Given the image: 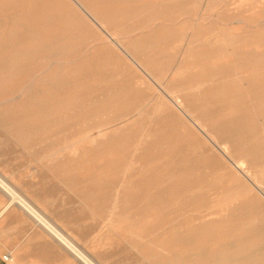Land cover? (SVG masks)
Wrapping results in <instances>:
<instances>
[{
	"label": "rangeland",
	"instance_id": "obj_1",
	"mask_svg": "<svg viewBox=\"0 0 264 264\" xmlns=\"http://www.w3.org/2000/svg\"><path fill=\"white\" fill-rule=\"evenodd\" d=\"M113 1H114L113 3L112 2L110 3L114 4L115 9L113 10V12H115L117 16L122 17L121 19H123L126 17L124 15H128V19H129L128 22H126L124 26L119 27L122 35H124L125 38L133 37V39L137 38L136 35H139V33L140 35L138 37H140L141 35L146 36L149 32L148 28L142 31L137 29H140V27L145 25L146 22H144V18H147L153 14L154 10L151 4L152 0L149 1L148 0H130V1L113 0ZM238 1L241 2L240 3L241 5L239 4ZM235 2L237 3L234 4ZM255 7H257L258 9ZM211 8H213V10H211ZM178 9L181 11V17L178 19V21L175 22L169 21L168 23L169 26L165 28V31H162V33L160 32L158 36V38L160 37L163 38L164 36L165 38L164 41L162 42L166 43L167 45L168 44L170 45L167 46L164 45L163 43H158L160 45L159 46L156 45L154 46V48H151V52H149L150 54L148 53V57H147L150 58L153 57V55L158 57V59L164 64V69H165L164 75L166 74V70L168 67L169 69L172 67L174 69V67L180 61V58H182L183 53L188 48V45L186 44L187 43L186 39L188 35H190V33L192 32L204 34L209 30H211L212 32L218 31L220 28L226 30L228 33L229 32L232 33L233 31V33L241 34L242 35L241 38L244 40L246 39L248 43H252V41L254 42L257 41L258 39L260 40L262 39L261 41H263L264 39V19H262L264 17L263 0H244V2H242V0L241 1L240 0H179L178 2H173V1L169 2L166 5V7L163 9V11H161V9L159 8L156 9V11L158 13L161 12L164 13L167 19L174 20L176 19L174 18V12H176V10ZM57 11L52 10L53 13L55 12L54 15L56 16L55 17L56 19L54 18L55 22L50 25L49 29L51 30V33L54 34V36L57 35L56 36L57 38L61 37L60 38L61 41L57 39L59 42L58 41L56 42V37H52V34L50 36L52 38H50L48 34L44 32L38 33L36 31H33L35 33V36L34 33L31 31L26 33V38L21 39V42L30 44L32 43L31 41L33 40L32 38H35L32 44H34V51L36 50L38 52L36 53L38 55H36L35 53L31 55V56H35L34 58L31 57L30 55L23 56V58L25 59L24 62L27 61L26 64L28 62L29 63L34 62L37 65V67L41 68L43 66L46 67L48 61L51 62L50 64L48 63L49 67L54 64L57 68L56 69L54 68L55 66H51L49 69V67L47 66V68H45L46 72L42 74L43 76H47V78H45L46 81L44 79H43L44 81L42 80L43 86L41 87L44 89L42 88H41L42 90L40 89L41 90L40 96L42 100L38 111L39 114L35 116L33 119L32 118L30 119L29 114L26 112L29 111L28 108L26 107L27 106L26 101L22 102L20 104L21 106L17 104H10L0 107V120L2 119L3 122L2 120L1 122L5 124L2 125L0 122V177L16 192V194L22 198L24 197L25 199H28L31 202L35 203L40 208L45 218L54 226L56 225L57 228L74 244L77 243L76 247L79 250V252L82 253L83 256L85 257L87 256L86 258L89 261L91 259L93 264H196L201 260L196 259L197 262L194 259L192 260V262L187 261L186 259H183L184 255L193 253L195 251H201L204 249L205 250L209 249L207 251H213L215 249V247L212 245L213 242L214 244L217 243L222 244L223 242H226L225 240H227L226 239L227 237L226 235L223 234V232L225 230L229 231V229L232 228L234 225L232 224L233 222L238 221L240 224L239 226L246 227L247 226L246 221L252 220L251 217L255 219L259 218L260 220V216H261L260 214H262L261 218L264 219L263 217L264 211L262 210V208L261 209L257 208L258 205L257 199L253 198L252 196L247 194L246 191L240 188L238 182H236L235 180L234 181L230 180L229 177H227L226 179L227 181L224 180L225 182L223 181V183L220 181L221 185H219V183H216L214 181L215 178L213 179L212 177L216 176V178L219 180L223 176H225V173L222 176L221 174L224 171L223 170L219 171V169L221 170V168L219 167L218 169L217 161L211 156H208V154H205L203 141L198 137H196L195 135L188 132L187 130H185L182 121L180 122L179 119L162 115L158 113L156 109H154L155 106L152 104H155L154 103L155 97L151 94L152 92L149 89L148 91L144 92L145 90H147V88L134 87L136 85L132 80L134 77L138 76L136 70L129 66L128 67L126 66L127 68H124L125 66L124 65L122 66L123 62L121 61L119 55L116 52H113L111 50L108 54V51L110 49H107L108 51H106L105 48L104 50H100V51L98 49H95L94 51L98 50V52L97 51H96L97 53L94 52L92 50V45L94 44L92 43V37H94V34L96 36L97 33L92 32V33L83 34V32L86 33L85 32L86 29H83L82 27H78L80 25L82 26V24H80L79 22L76 23L75 14L72 11H69L68 13L67 12L63 13V10H57ZM70 12H72L73 14ZM69 13L72 15L70 16ZM30 14L33 13L26 14L25 20H28L26 17L32 16ZM63 14H65V16H68L69 14L70 16L69 20L71 19L74 20L75 22L74 21L71 22V23L74 22V24L71 25L69 20L67 22H63L64 23L63 24L61 22L62 20L61 18L64 16ZM60 15L63 16L61 17ZM65 16L63 17V19H67L69 17L68 16L67 18H65ZM34 17L32 16L29 18L32 19ZM204 17L209 18L210 22H214L212 28L208 29L209 26L201 25L202 21H204L203 20ZM238 19H243L244 23H240ZM131 25L132 27L136 25L137 26L136 28L134 27L132 29ZM232 25L233 26L235 25V27L233 28ZM238 25L239 26L242 25V26L238 28ZM72 26L74 27L73 30H71ZM67 27H70L69 28L70 32L66 31L67 32L66 34L63 30L64 29L67 30L68 29ZM235 28L237 29L235 30ZM80 30L81 32L80 34H78ZM87 31L89 32V30ZM134 31L136 34L134 33ZM41 33L42 36H40ZM72 33L74 34L72 35ZM69 34L71 36H69ZM81 34L84 40L81 39ZM46 35L49 37L48 39L45 37ZM85 35L88 36V39H86L87 36ZM78 36H80V38H78ZM65 38H67L68 40L67 39H66L67 41L63 40ZM73 38L76 39L73 40ZM42 39L45 40L43 41ZM46 39L48 41H53V42L55 41V44L61 47L63 46L62 41H65L64 44H66V47L63 46L65 49L59 48V46L58 47L54 46L55 45L54 43L52 44L53 46L50 45L49 47H43L42 45L46 43L45 42ZM36 40L37 42L39 41L38 45L37 42L35 44ZM40 41L42 42L41 44ZM72 41L73 43L71 44L75 43L76 45L77 44H80L81 46L83 45V48L86 47L84 49H86L87 52H85L86 50H84L81 46L78 45L76 46L75 44L74 45L76 49L70 48L72 45L67 46L68 43ZM5 43H7L6 45H8L9 44L8 40H6ZM86 43L89 44L88 47L85 46ZM54 47L56 49L58 48L57 49L58 53L57 50L56 51L51 50V48L53 49ZM66 49H68L69 52H67L66 55H63ZM80 49H82V51ZM159 49L163 51L165 50L168 54H166V52H163ZM43 51H45V53ZM104 51H106V53ZM53 52L55 54H52ZM75 52L79 54L78 55L76 54L77 55L76 56ZM92 53H94L95 55H93ZM110 53L113 55H111ZM114 53H116V56ZM102 54H106L104 55L105 57H103ZM47 55L49 56L51 55L52 57L53 55L55 57H57L56 55H58V57L52 58L51 56L48 57ZM62 55L63 57L60 58ZM83 55L84 56L87 55V57L84 58ZM88 55H90L91 57L90 59ZM44 56L47 59L46 61L43 60ZM82 57H83V61H82ZM115 57H117L116 58L117 60L115 59ZM249 57L253 58V55H249ZM63 58H67V59L63 60ZM262 58L264 60V55L262 56ZM57 59H58V63L56 61ZM78 59L80 63L75 62L77 63L75 65V63L73 62L78 61ZM54 60L56 63H53ZM85 60L87 63L84 62ZM98 60L101 63L97 64V62H99ZM59 62L61 63L63 62V63L60 64ZM83 62L84 64L82 65ZM104 62L106 63L105 65L103 64ZM96 64L97 65L100 64V66L104 65L105 67L103 66L104 68H102L101 66L100 68V66H97ZM57 65H59L60 67L62 66L63 71L61 70V68H59V66L57 67ZM72 66L74 68L75 67L77 68L72 70L73 69ZM83 66L85 67L87 66L88 68L86 69L88 70H84ZM106 68L109 69V71ZM97 69L98 72L101 70L104 71L103 69H105V72L102 73L103 75L107 76L106 81L108 82L106 81L104 82L105 77L102 76L101 72L98 73ZM23 71L27 72V69L25 68V70ZM83 71H87V73L85 72L86 73L85 74ZM59 72L61 73L60 75L61 77L59 76ZM88 72L89 75L91 74L90 72H94V74L92 73L93 75H90V79ZM95 72L98 73V76L95 75L97 74ZM77 74H79L78 77ZM53 75H55L54 76L55 80L54 79L49 80V78L51 79ZM57 75L60 78L58 79V81H57V77H58ZM84 75L87 76V77L85 76L87 84L90 85L91 83H88V81L93 79L92 83L93 82L94 83L91 84L93 87L97 86L96 83H98V87L101 86L99 88L97 87L98 90L100 88L102 90V91L100 90L101 92L98 91L99 94L96 92L97 89L93 88L94 93L92 91V95H91L92 98L89 95V93L91 94L92 86H90L91 88L88 87L89 85L86 87L87 84L84 79L85 78ZM94 75L96 79L101 75L100 78L101 80H98L99 79L98 78L95 81ZM113 75L115 76L113 77ZM168 75H170V73ZM198 76L199 74H192V75L188 74V76L186 75L185 77L182 78V80L184 83H190L198 79ZM66 78L68 81L71 80L67 84L66 82L68 81H66ZM74 79H76V81ZM64 80L66 82H64ZM77 81L78 82L83 81V82L78 83ZM99 81H101L100 83L101 85L99 84ZM44 82L51 83V85H49V88L48 85L44 84ZM57 82L58 85L56 86ZM59 83H63V84L65 83V86L67 85L68 87L69 86L70 87L69 88L67 86H66L67 88L63 87L64 85L63 84L59 85ZM105 84H107L106 88L103 89L106 90H103L102 87H105ZM81 85H83V87L79 88V86ZM84 86L86 88H84ZM121 86H125V87L121 88ZM87 88L89 89V93ZM117 88L119 89L118 91ZM110 89L113 91H111ZM143 89L144 91H141ZM121 90L122 91L125 90V91L122 92ZM61 91L64 92L65 94L79 93V96H81L82 94L83 99L81 96L80 98L82 100L80 98L79 100L78 99L75 100L72 99L70 95L69 96L66 95L67 97L65 98V94L63 95ZM108 91L109 94L107 95L108 96L107 97L105 94H107ZM225 91L229 97L228 98L229 100L227 99L225 102H219L217 98L220 99V94H218V91L216 92V90H213L212 96L214 97V101H212L211 103H206L207 101L203 102L204 106L208 105L213 108H219V109L224 107L228 108L230 106L231 107L240 106L250 110H252V108H254L255 110L258 109V112H262L264 114V90L250 93L251 95L249 97L244 93L242 94V92L240 91V89H238V86L236 85L227 87ZM45 92H47L48 95ZM115 92H117V94H115ZM147 92L148 93L151 92L149 93L150 95L147 94ZM59 93L61 95L58 96L57 94ZM145 93L147 94V96ZM96 94H98V96H96ZM113 94L115 96L114 98H112ZM120 94H122L124 98L121 97L122 95ZM77 95L78 94H75L73 95V97L75 98ZM86 95L89 96V98L91 99L90 100L86 99L88 98ZM120 97L123 98V100L119 101L120 103L118 104V100L120 99ZM135 97L138 99H136ZM62 98L64 99L62 100ZM50 99L54 100L55 102L54 101L52 102V100ZM65 99H72V101L75 100L77 104L81 102L80 104L83 105L82 109L84 110L80 108L81 107L80 104L77 106V104L74 102L71 103L69 102V104L67 105V102L71 100L68 101L66 100L65 102ZM93 99L94 101L92 102ZM99 99L100 100L103 99L101 102L104 103V106H102V103L100 102ZM132 99L135 103L132 101ZM144 100L146 102H143ZM151 100L153 103L151 102ZM112 101L114 102L117 101V103L115 102L114 104V102ZM94 102L95 104L98 102L99 103L98 105L97 104L95 105ZM129 102L130 105L133 104L134 107L136 105V109L138 108L137 106L139 105L140 106L139 111L144 108L143 110L144 112L140 111L141 113L143 112L141 114L137 110L138 111L137 113L134 107L132 109L133 105L130 106L128 104ZM108 103H111L112 105L111 104L109 105H111L112 107L113 105L115 106L113 108H110L111 106L108 107ZM148 103H152V104H148ZM72 104L73 105L75 104L76 106H72ZM143 104L146 106V108L145 106H143ZM16 105L18 106V108ZM64 105L68 110L64 107ZM148 105L149 108L150 109L152 108L151 110L154 112H152L151 110L150 112L149 108L147 109ZM90 106L94 109L97 107L100 108H97L98 112L95 113L96 110L92 109ZM101 107L103 109L106 107L104 110L106 113L102 110ZM79 108L80 110H78ZM88 108L91 109L92 111L91 110L87 111ZM72 109H73V113L70 114L72 111H70L69 113V110ZM99 110H101L100 111L101 113L99 112ZM80 111H83L82 113L87 112L89 114L88 115L87 113L82 114L80 113ZM147 111L148 113H150V115L148 114V116L145 113ZM23 112L27 113L28 115L24 114ZM74 112H76V114H74ZM93 112L95 114H92ZM7 113H9L10 116ZM54 114L55 115L57 114L56 115L57 117ZM63 114L64 116H62ZM79 114H82V117ZM97 114H98V118L94 116ZM84 115H86L87 117ZM124 115H126L125 118L123 117ZM100 116H103L104 118H101ZM127 116L130 118L128 119ZM148 117H151L150 120L148 119ZM66 118H68L67 122L66 120H64ZM76 118L78 119L77 121L75 120ZM44 119L47 121H43ZM109 122L110 123L112 122L113 127H118V125H120L121 126L120 131L123 129L122 132L120 133L119 131L120 126L117 128L118 130L115 128L117 131H119V134L116 130H114V128L110 129L111 124ZM244 122L246 125L248 124L249 126H252L257 129L260 123L255 120L253 114L249 115L248 117H245ZM59 123L61 126L58 125ZM68 123L70 124V126ZM233 123L232 124L236 126L237 123L236 122ZM129 124L131 126H129ZM66 125L68 126L69 130L67 129ZM104 127H106V129ZM107 128L110 131L107 130ZM145 128L146 130H143ZM59 129L61 130L63 129V130L61 131ZM112 130H114V132ZM67 131L69 134L66 133ZM70 131L73 135L70 133ZM55 132L57 133L59 132V134ZM81 132H83V134ZM60 133L61 134L64 133V135L63 134L61 135ZM261 133L262 132L260 131L259 135H261V139H263L264 136ZM104 134L106 137L104 136ZM150 134H154L155 138H149ZM22 137L24 138L22 139ZM67 137H69L68 140H66ZM76 137L77 140L79 139L81 140V142H78L79 140L77 141L75 139ZM31 138L37 140L39 138L40 139L39 142L37 143L36 142L37 140L33 141ZM83 138L84 139L88 138L89 140L91 138V140L89 141L88 139H85L86 140L85 141L83 140ZM59 139L60 141L64 140L63 141L64 145L62 144L63 142L57 145V142H60ZM72 140H74L73 143H70V141ZM31 141L33 142V145L39 144L37 145L38 150L40 147L39 153L37 150H35L36 148L35 145L33 146L34 148L32 147ZM136 141H138V143ZM66 142H68L66 146L72 144L74 145L76 143L80 144V147H82V152L85 153H82L79 157L74 156L73 153L70 152V149L66 150L65 147H63L65 146ZM25 143L27 145H24ZM135 144L138 146H136ZM60 145L62 146V148L59 147ZM28 148L30 150H28ZM56 148L58 150H56ZM41 149L43 150V152L41 151ZM145 149H147V151H145ZM35 151H37V153ZM34 154H35V158H34ZM83 154H85L86 157H84L85 155ZM142 154L143 156L139 158ZM36 158L38 161L36 160ZM39 159H42V161H40ZM137 161H141L143 163V166L141 168L139 165H134ZM169 161L170 163H168ZM258 161L261 165H263L264 157L258 158ZM33 162L36 165L33 164ZM40 163L42 164V166ZM39 164L40 166H38ZM171 165L174 167H172ZM215 166L217 167L216 170H218V171H214L215 174L214 172L212 174H205L206 168L209 167L212 168ZM46 167H48L49 169ZM133 168L136 171H134ZM168 168H171L172 171H168L169 170ZM51 170L53 171L54 174L52 173ZM196 171L199 173H197ZM172 172H175L174 175H172L173 174ZM115 173L118 175H116ZM162 173L165 174L163 175ZM195 173L197 174V178ZM169 176L171 177V179L169 178L171 181L174 180L172 183H170L171 181H167L166 177ZM202 177L203 178L206 177V178L203 179ZM77 181H79V183ZM196 182H200V183H196ZM127 184H130L129 186L133 190L135 187H136L135 190L136 189L139 190L137 191L134 190L132 192V189ZM214 185L215 186L218 185V187L217 186L215 187L218 189H214ZM119 186L120 187L123 186L122 189L124 191ZM187 187L189 188V190L190 189L191 190L189 191ZM115 188H117L118 191ZM193 189H196V191L194 190L195 192H192ZM201 189H203L204 191L203 193L205 196L203 195ZM234 190L236 191L234 192ZM184 191L185 193L183 197ZM197 191L199 192V194ZM196 192L199 196L198 198L193 197L194 199L193 200L191 196H195L193 195V193ZM155 193L156 194L159 193V196H161V198L158 196V194L156 195ZM225 193H227L228 195ZM186 194L190 196H186ZM224 194L225 196L226 195L227 196L225 197ZM167 195L169 196L167 197ZM124 196L126 197L124 198ZM183 198L186 199L184 200ZM143 199L144 201H141ZM164 199H167V201H164ZM158 200L162 202L160 203L159 201L160 203L159 204L157 203ZM180 200L184 202H180ZM186 201H188V204L190 201L191 205L189 204L188 206V204H186ZM145 202L147 203V206ZM133 203H136V205ZM176 204H178V207L177 206L175 207ZM141 205L151 208L152 211L144 206L142 207ZM193 205L194 207H192ZM171 206L174 211L173 210L169 211L170 209H172ZM166 207L167 208L169 207L170 209L169 208L167 209ZM198 207L199 208L201 207L199 209L200 210L199 213H197L199 210L198 211L196 210L198 209ZM114 208H117L119 213L121 214L120 220L116 222L114 221V219H116L117 216L111 217L110 215V213L113 212ZM193 210L196 212H193ZM221 210L223 211L220 212ZM213 212L216 214H214ZM218 213H220L219 215L220 218L217 220ZM0 215H1L0 264H6L3 261V257L6 254L12 255V258H14L11 264H88L83 257H80V255L77 252L67 248V246H65L62 242H60V240H58L55 236L52 237L46 234L45 231L40 226L32 222L29 218H27V216H24V213H22V211L18 209L14 203H11L9 197H7L4 194V192H2L1 190H0ZM151 217L153 220L155 219L156 220L154 222L152 221L150 222ZM126 218L127 221H123V219ZM106 219H108L106 221L107 225L105 223ZM118 219L119 216L117 217V220ZM167 221L170 222L168 223ZM144 223L149 225L151 224L152 226L151 225L145 226ZM141 224H143V227H141ZM148 228L150 230H148ZM109 229L112 230L109 231ZM117 230H118V234H117ZM108 231L111 233L113 231V233L111 234ZM135 232L136 235H133L135 234ZM186 232H188L189 234H187ZM184 233H185V237H184ZM125 234H127L128 236ZM220 235H222V237ZM180 237L182 238V240L185 238L184 240L185 243L182 240H180L181 239ZM190 238H192L191 239L192 242L190 241ZM186 240H188L189 242L186 243ZM77 254L79 255V257ZM180 255H182L183 257L181 256L180 258ZM145 261L149 263H146Z\"/></svg>",
	"mask_w": 264,
	"mask_h": 264
},
{
	"label": "bare ground",
	"instance_id": "obj_2",
	"mask_svg": "<svg viewBox=\"0 0 264 264\" xmlns=\"http://www.w3.org/2000/svg\"><path fill=\"white\" fill-rule=\"evenodd\" d=\"M130 1V0H129ZM149 1V0H148ZM178 2L179 0H152L151 4H152V8L154 10L153 14L150 15L147 18H144V22L145 25L140 27V29L137 30H145V29H149L148 34L145 35H141L140 37H138L140 35H136L137 38L133 37H126L124 35H122L121 30L119 27L124 26V24L126 22H128V15H124L126 16L125 18L121 19L122 17H119L116 15L115 12H113V10L115 9L114 4H112L114 1L113 0H0V107L5 106V105H10V104H17L20 105L22 102L26 101L27 104V108L29 111H26L29 114L30 119L34 118L35 116H37L39 114V107L41 105V96H40V91L44 88H42V80L45 78H47V76H43L42 74L46 72L47 66L49 67V64L51 62L47 61V66H43L45 64H43V67H37V65L34 62H28L26 64L25 59L23 58V56L26 55H32V54H36L38 53L36 50V52L34 51V44L33 41L35 40V38H32L33 40L32 43H23L21 42L22 38H26V33L27 32H44L46 34H48V36H51V30L49 29L50 25L53 24L54 18L56 17L54 15L53 11H57V10H63V13L65 12H69L72 11L75 14V20L76 23L79 22L80 24H82V26H78V27H82L83 29H86L83 34H87V33H94L96 32L97 35L94 37H92V43H94L92 45V50L94 51L95 49L100 50H104V48L106 49V51H108L107 49H110L108 51L109 52L112 50L113 52H116L122 63V66L124 65V68H127L128 66L135 69L136 72L138 73V76L133 78V82L136 86V88H147V90L144 91H148V89L152 92L151 93L155 98H154V103H148V104H152L154 106V109L157 110L158 113L165 115V116H169V117H174L180 120V122L182 121L183 127L185 130H187L188 132H190L191 134L195 135L196 137H198L199 139H201L204 143V149H205V154H208V156H211L212 158H214L217 161V165H218V169L219 167L221 168V170L219 169V171H224L222 172V176L225 173V176H223L221 179H217L216 176L212 177L214 179V181L216 183L220 184V181L223 183L224 180L227 179V177L230 178V180H235L236 182H238L240 188H242L244 191L247 192V194H249L250 196H252L253 198H256L258 201V205L257 208H262V210L264 211V164L261 165L258 161V158L260 157H264L262 155H264V114L262 112H258V109H254L252 108V110L247 109V108H243L240 106H233V107H224V108H213L211 106L205 105L203 102L206 103H211L212 101H214V97L212 96V91L216 90V92L218 91V94H220V99L217 98V100L219 102H225L229 97L225 91V89L227 87L236 85L238 86V89H240V91L242 92V94H246L248 97L251 95L250 93H254V92H259V91H263L264 90V60L262 58V56L264 55V39L263 41H261L260 39H258L257 41H252V43H248L246 41V39H242V35L238 34V33H232L231 32H227L224 29H220L218 31H214L212 32L211 30H209L208 32L201 34V33H196V32H192L190 33V35H188L187 37V45L188 48L186 49V51L183 53L182 58H180V61L177 63V65L172 68L169 69V67L166 70V74L170 73V75H164V64L158 59V57H156L155 55H153V57L147 58L148 57V53L151 52V48H154V46L156 45H160L158 43H163L162 41H164V36L163 38L159 36V33L162 31H165V28H167L169 26V21H178V19L181 17V11L178 9L176 10V12H174V18L176 19H172L169 20L165 17L164 13H158L156 11V9H161V11H163V9L166 7V5L169 2ZM241 1V0H240ZM264 1V0H263ZM112 2V3H110ZM239 2V1H238ZM242 2H244V0H242ZM237 2H235L234 4H236ZM241 2H239L240 4ZM257 3V1H256ZM246 4V3H245ZM241 5V4H240ZM261 5V3H260ZM231 6V5H230ZM238 6V5H237ZM121 8V7H120ZM257 8V7H255ZM258 9V8H257ZM211 10H213V8H211ZM137 11V9H136ZM254 11V9H253ZM58 12V11H57ZM60 12V11H59ZM70 12V13H72ZM29 13H33L30 14L32 15L34 18H29L26 17L28 20H25V16L26 14ZM69 13V14H70ZM72 13V14H73ZM203 13V12H202ZM248 13V12H247ZM58 14V13H57ZM62 14V13H61ZM68 14V16H69ZM70 14V16L72 15ZM184 14V13H183ZM253 14V13H252ZM65 16V14H63ZM62 15V16H63ZM67 15V14H66ZM176 15V17H175ZM216 15V14H215ZM259 15V14H258ZM61 16V15H60ZM61 16V17H62ZM63 16V17H64ZM68 16H65V18H67ZM70 16L67 19H63V17H59L61 18V22H67L70 18ZM123 16V17H124ZM204 16V15H203ZM257 16V15H256ZM74 17V16H73ZM130 17V16H129ZM72 18V17H71ZM132 18V17H131ZM56 19V18H55ZM58 19V18H57ZM133 19V18H132ZM137 19V18H136ZM182 19V18H181ZM264 19V17L262 18ZM261 19V20H262ZM60 20V19H59ZM58 20V21H59ZM65 20V21H64ZM138 20V19H137ZM204 21H202L203 26H209L208 29L212 28V25H214V22H210V19L207 17L203 18ZM260 20V21H261ZM70 24H74V20H69ZM72 21H74L73 23H71ZM135 21V20H132ZM207 21V22H206ZM238 21L240 23H244L243 19H238ZM263 21V20H262ZM60 22V23H61ZM204 22V23H203ZM237 22V21H236ZM57 23V20H56ZM61 23V24H62ZM135 23V22H134ZM177 23V22H176ZM233 23V22H232ZM231 23V24H232ZM64 24V23H63ZM230 24V23H229ZM234 24V23H233ZM263 24V23H262ZM55 25V24H54ZM77 25V24H76ZM128 25V24H127ZM134 25V24H132ZM133 29L134 27L136 28V26L132 27ZM57 26V25H56ZM129 26V25H128ZM199 26V25H198ZM233 26V25H232ZM242 26V25H240ZM240 26L238 25V28H240ZM59 27V26H58ZM87 27V28H86ZM235 27V25L233 26V28ZM53 28V27H52ZM68 29H64L63 31L67 34L66 31L70 32V27H67ZM73 26L71 27V30H73ZM130 28V27H129ZM180 28V27H179ZM182 28V27H181ZM232 28V29H233ZM63 29V28H62ZM189 29V27H188ZM237 28H235L236 30ZM45 30V31H44ZM89 30V32L87 31ZM91 30V31H90ZM94 30V31H92ZM135 30V29H134ZM137 31V32H140ZM68 32V33H69ZM81 30L79 31L78 34H80ZM132 32V31H131ZM237 32V31H235ZM34 33V32H33ZM42 33L40 36H42ZM135 33V31H134ZM165 33V32H164ZM32 34V33H31ZM71 34V33H70ZM69 34V36H71ZM74 33H72L73 35ZM125 34V33H124ZM136 34V33H135ZM91 35V34H90ZM89 35V36H90ZM134 35V34H133ZM165 35V34H164ZM35 36V33H34ZM47 35L45 36L47 39L49 38ZM57 36V35H56ZM54 36V34H52V37H56ZM87 36V35H85ZM93 36V35H92ZM42 37V38H45ZM50 37V38H52ZM63 37V36H62ZM77 37V36H76ZM178 37V36H177ZM39 38V37H38ZM61 38V37H60ZM60 38L56 37V42L59 40L61 41ZM69 38V37H68ZM78 38H80V36H78ZM37 39V38H36ZM46 39V43L44 45H42L43 47H49L50 45H52L53 43L55 44V41H48ZM58 39V40H57ZM67 38L63 39L66 40ZM76 39V38H75ZM73 38V40H75ZM81 39L84 40V38H82V34H81ZM88 39V36L87 38ZM85 39V40H86ZM90 39V38H89ZM133 39V40H132ZM8 40L9 44L6 45L7 43H5V41ZM40 40V39H39ZM43 41L45 39H42ZM53 40V39H52ZM68 40V39H67ZM66 40V41H67ZM72 40V39H71ZM70 40V41H71ZM91 40V39H90ZM58 41V42H59ZM89 41V40H88ZM37 40L35 41L36 44ZM62 45L64 47H66V44H64L65 41H62ZM85 42V41H84ZM91 42V41H90ZM5 43V44H4ZM39 41L37 42L38 45ZM42 42L40 41V44ZM70 43V44H69ZM67 46H71L70 48L72 49H76L74 44L72 42H69ZM168 43V42H167ZM164 45H167L166 43H163ZM181 44V43H180ZM61 45V44H60ZM74 45V46H73ZM78 46H81L80 44H77ZM76 45V46H77ZM89 44H85V46L88 47ZM91 45V44H90ZM170 45V44H168ZM167 45V46H168ZM41 46V45H40ZM53 46V45H52ZM51 46V47H52ZM56 47H58L59 45H54ZM59 46V48H64V47ZM182 46V45H181ZM37 47V46H36ZM74 47V48H73ZM83 48V45L81 46ZM69 48V49H70ZM86 48V47H84ZM83 48V49H84ZM90 48V47H89ZM88 48V50H89ZM159 48V47H158ZM157 48V49H158ZM166 48V46H165ZM164 48V49H165ZM47 49V48H46ZM54 49V50H53ZM51 48L52 51H56L57 49ZM65 49V48H64ZM168 49V48H167ZM180 49V48H179ZM82 51V49H80ZM77 50V51H80ZM86 50V49H84ZM91 50V51H92ZM98 50H96L98 52ZM161 50V49H159ZM46 51V50H45ZM45 51H43L45 53ZM90 51V52H91ZM94 51V52H96ZM106 51H104L106 53ZM163 51V50H161ZM41 52V51H40ZM69 52L68 49H66L65 53L63 55H66V53ZM71 52V51H70ZM73 52V51H72ZM87 52V50L85 51ZM96 52V53H97ZM163 52H166L165 50ZM58 53V50H57ZM63 53V52H62ZM89 53V52H88ZM116 53L115 56H116ZM162 53V52H161ZM178 53V52H177ZM40 54V53H39ZM52 54H55L54 52ZM61 54V53H59ZM77 53L75 52V55ZM79 54V53H78ZM77 54V55H78ZM81 54V53H80ZM84 54V52H83ZM93 55H95L94 53H92ZM111 54V53H110ZM150 54V53H149ZM152 54V53H151ZM166 54H168L166 52ZM181 54V53H180ZM38 55V54H36ZM63 55L60 57L62 58ZM76 55V56H77ZM99 55V53H98ZM97 55V56H98ZM104 55L106 54H102L103 57H105ZM113 55V54H111ZM163 55V54H162ZM249 55H253L252 57H249ZM46 56V55H45ZM43 58V60H47L46 58ZM48 57H50L49 55H47ZM58 57V55H56ZM72 56V53H71ZM89 59L91 58L90 55ZM179 56V55H178ZM31 57H35V56H31ZM52 57V56H51ZM55 56L53 55L52 58H54ZM55 57V58H57ZM83 57H87L83 55ZM83 57H82V61H83ZM102 57V58H103ZM112 57V56H111ZM28 58V57H27ZM42 58V57H40ZM70 58V55H69ZM72 58V57H71ZM75 58V57H74ZM81 58V57H80ZM117 57H115L116 59ZM24 59V60H23ZM51 59V58H50ZM67 59V58H63ZM94 59V58H93ZM41 60V59H39ZM42 60V61H43ZM49 60V59H48ZM117 60V59H116ZM51 61V60H50ZM53 61V60H52ZM58 63V59L56 60ZM70 61V60H69ZM88 61V60H87ZM90 61V60H89ZM99 61V60H98ZM109 61V60H108ZM44 62V61H43ZM73 62V61H72ZM75 62H79L78 61H74ZM86 62V60L84 61ZM84 62L82 63V65L84 64ZM107 62V61H106ZM49 63V64H48ZM53 63H56L55 60ZM60 64H62L61 62H59ZM71 63V62H70ZM80 63V62H79ZM87 63V62H86ZM101 63L100 61L97 62ZM176 63V62H175ZM77 63H75L76 65ZM95 64V63H94ZM96 64V65H97ZM104 65L106 64L105 62L103 63ZM74 65V64H72ZM79 65V64H78ZM101 65L102 68H104L105 66ZM173 65V64H172ZM51 66H55L54 64ZM50 66V67H51ZM59 65H57L58 67ZM69 66V65H68ZM71 66V64H70ZM88 66V65H87ZM84 67V70H88L86 68L88 67ZM93 66V65H92ZM97 66H100L97 65ZM100 66V68H101ZM104 66V67H103ZM127 66V67H126ZM174 66V65H173ZM49 67V69H50ZM73 67V66H72ZM91 67V65H90ZM167 67V66H166ZM25 68L27 69L26 71ZM53 68V67H52ZM51 68V69H52ZM56 68V66L54 67ZM59 68L62 69V66ZM69 68V67H68ZM77 68V67H75ZM73 67L72 70L75 69ZM48 69V70H49ZM57 69V68H56ZM107 69V68H106ZM45 70V71H44ZM104 71H99L97 69L98 73H104L105 69H103ZM109 71V69H107ZM106 70V71H107ZM56 71V70H55ZM59 71V69H58ZM65 71V70H64ZM73 72V71H72ZM84 73L87 71H83ZM95 72V73H97ZM58 73V72H57ZM66 73V72H64ZM70 73V72H69ZM76 73V72H75ZM74 73V74H75ZM82 73V72H81ZM85 73V74H86ZM90 75H93L94 72H90ZM93 73V74H92ZM98 73L95 74L96 76H98ZM102 76L105 77L104 82L106 81V77L105 75ZM113 74V72H112ZM188 74H199L198 79L193 80L190 83H184L182 78L185 77L186 75L188 76ZM61 75V73L59 72V76ZM79 74H77L78 77ZM89 75V72H88ZM90 75H89V79H90ZM94 75V77H95ZM107 75V74H106ZM119 75V74H118ZM55 75H53V77L49 80L54 79L55 80ZM58 76V75H57ZM59 76L57 77V81L59 78ZM83 76V75H81ZM86 75H84L85 77ZM115 75H113L114 77ZM61 77V76H60ZM74 77V76H73ZM72 77V78H73ZM87 77V76H86ZM86 77L84 78L86 81ZM92 77V78H94ZM68 78V77H67ZM66 78V81H68ZM81 78V77H80ZM99 78V79H98ZM101 75L100 77H97L98 80H101ZM62 79V78H61ZM88 79V80H89ZM96 77L94 78V80H97ZM43 80V81H44ZM76 81V79H74ZM78 80V78H77ZM81 80V79H80ZM92 80H89L88 83H92ZM112 80V79H110ZM46 81V80H45ZM64 80V82H66ZM71 81V80H69ZM66 82L67 83H69ZM74 81V82H75ZM63 82V81H62ZM78 82V81H77ZM83 82V81H80ZM78 82V83H80ZM108 82V81H106ZM112 82V81H111ZM72 83V82H71ZM101 83V81H99V84ZM45 85H51V83L49 82H44ZM63 84V83H59ZM82 84V83H81ZM87 84V81H86ZM87 84L86 87L88 86L89 88H91L90 86L92 85ZM97 86L93 87L92 86V90H91V94L89 93V89H88V93L91 96L92 95V91L94 89H97L98 87V83H96ZM113 84V83H112ZM119 84V83H118ZM58 85V82L56 84V86ZM63 87L65 86V83L63 84ZM73 85V84H72ZM71 85V86H72ZM75 85V84H74ZM84 85V84H83ZM83 85L79 86L83 87ZM101 85V84H100ZM102 87L103 88H106ZM77 86V85H76ZM104 86V85H103ZM68 87V86H67ZM66 87V88H67ZM70 87V86H69ZM68 87V88H69ZM84 86V88H86ZM101 87V86H99ZM98 87V88H99ZM113 87V86H111ZM125 87V86H121ZM131 87V86H130ZM42 88V89H41ZM94 88V89H93ZM120 88V89H121ZM41 89V90H40ZM47 89V88H46ZM114 89V88H113ZM133 89V87H132ZM235 89V88H234ZM101 88L98 90L97 89V93L98 91H100ZM106 90V89H103ZM111 90V89H110ZM119 89L117 88V91ZM237 90V89H236ZM45 91V90H43ZM47 91V90H46ZM102 91V90H101ZM100 91V92H101ZM113 91V90H111ZM116 91V88H115ZM122 91V90H121ZM125 90H123L122 92H124ZM128 91V90H126ZM233 91V90H232ZM58 92V91H57ZM62 92V91H61ZM60 92V93H61ZM85 92V91H84ZM95 92V93H96ZM105 92V91H104ZM121 92V93H122ZM131 92V90H130ZM135 92V91H134ZM47 95L48 93L45 92ZM57 94L58 96L61 94ZM86 93V92H85ZM94 93V91H93ZM111 93V92H110ZM129 93V92H127ZM147 92V94H149ZM236 93V92H235ZM56 94V93H55ZM62 94L64 95L65 93L62 92ZM78 94L76 97L78 98H74L73 95ZM71 94H65V98L67 97L66 95H70V97H72V99H78L82 96H79V93H71ZM99 94V93H98ZM98 94H96V96H98ZM101 94V93H100ZM105 94V93H104ZM109 94V91L107 94H105L106 96ZM115 94H117V92H115ZM119 94V93H118ZM123 94V93H122ZM120 94V95H122ZM146 94V93H145ZM146 94V96H147ZM133 95V94H130ZM150 95V94H149ZM44 96V95H43ZM56 96V95H55ZM87 96V95H86ZM95 96V95H94ZM88 98L86 99H91L89 98V96H87ZM108 97V96H107ZM111 97V96H110ZM114 94L112 96V98H114ZM121 97L124 98V96L122 95ZM118 100V104L120 103L119 101L123 100V98H121ZM132 97V96H131ZM138 97V96H137ZM85 98V97H84ZM94 98V97H93ZM136 98V97H135ZM134 98V99H135ZM149 98V97H148ZM216 98V97H215ZM64 98H62L63 100ZM72 99H65L66 100H71L67 102V105L69 104V102H74L77 104V102H75V100L72 101ZM81 99V98H80ZM83 99V96H82ZM81 99V100H82ZM85 99V100H86ZM106 99V97H105ZM109 99V98H108ZM138 99V98H136ZM141 99V96H140ZM146 99V98H145ZM238 99V98H237ZM52 100V99H50ZM59 100V99H58ZM61 100V99H60ZM84 100V101H85ZM98 100V99H97ZM100 100V99H99ZM103 100V99H102ZM100 100V102L102 101ZM114 100V99H112ZM125 100V99H124ZM143 100V99H142ZM229 100V99H228ZM54 100H52L53 102ZM94 101V99L92 100V102ZM106 101V100H104ZM133 101V99H132ZM136 101V100H135ZM50 102V101H49ZM55 102V101H54ZM64 102V103H65ZM79 102V101H78ZM108 102V101H107ZM114 102V101H112ZM117 103V101H115ZM114 102V104H115ZM134 102V101H133ZM131 102V103H133ZM143 102H146L145 100ZM43 103V102H42ZM51 103V102H50ZM81 103V102H80ZM79 103V104H80ZM99 103V102H98ZM98 103H96L98 105ZM102 103V106H104V103ZM135 103V102H134ZM137 103V102H136ZM25 104V105H26ZM52 104V103H51ZM56 104V103H55ZM77 104V106L79 105ZM86 104V102H85ZM84 104V105H85ZM93 104V103H92ZM95 104V102H94ZM95 104V105H96ZM111 103H108V107H110L111 105H109ZM126 104V103H125ZM130 105V102L128 103ZM16 105V106H17ZM66 105V104H65ZM64 105V107H65ZM66 105V106H67ZM81 105V104H80ZM133 104H131L130 106H132ZM21 106V105H20ZM19 106V107H20ZM49 106V105H48ZM70 106V105H69ZM68 106V108H69ZM72 106H76L75 104ZM83 105H81V109ZM115 105H113L114 107ZM143 106H145L143 104ZM8 107V106H7ZM25 107V106H24ZM47 107V106H46ZM87 107V106H86ZM91 107V106H90ZM107 107V106H106ZM105 107V108H106ZM107 107V108H108ZM112 106L110 108H113ZM134 105L132 106L133 109ZM138 108L136 109V105L134 107V109H136L135 111H139L140 106H137ZM151 107V105H150ZM18 108V106H17ZM66 108V107H65ZM72 108V107H71ZM75 108V107H74ZM73 108V109H74ZM80 108L78 110H80ZM92 108V107H91ZM100 108V107H97ZM97 108H92L94 110H96L95 113H97L98 109ZM102 108V107H101ZM105 108L102 110L104 111ZM146 108V106H145ZM149 108V105L147 106V109ZM9 109V108H7ZM25 109V108H24ZM67 109V108H66ZM73 109L69 110L72 111L70 114L73 113ZM115 109V108H114ZM117 109V107H116ZM131 109V110H132ZM152 109V108H151ZM149 108V111L151 110ZM68 110V109H67ZM77 110V109H76ZM84 110V109H82ZM91 109L88 108L87 111H89ZM108 110V109H107ZM143 109H141L140 111H143ZM262 110V109H261ZM9 111V110H8ZM23 111V110H22ZM47 111V110H46ZM92 111V110H91ZM101 110H99L100 112ZM109 111V110H108ZM107 111V112H108ZM112 111V110H111ZM114 111V110H113ZM134 111V110H133ZM137 111V113H138ZM139 111V112H140ZM152 111V110H151ZM150 111V112H151ZM17 112V111H16ZM61 112V111H60ZM77 112V111H76ZM76 112H74V114H76ZM83 111H80V113H82ZM105 112V111H104ZM117 112V110H116ZM144 112V111H143ZM142 112V113H143ZM154 112V111H152ZM24 114H27L25 112H23ZM62 113V112H61ZM79 113V112H78ZM87 113V112H84ZM82 113V114H84ZM94 112L92 114H95ZM101 113V112H100ZM98 113V114H100ZM106 113V112H105ZM112 113V112H111ZM109 113V114H111ZM136 113V114H137ZM141 113V112H140ZM141 113V114H142ZM146 115L148 116V114L150 115V113L145 112ZM144 113V114H145ZM9 114V113H7ZM6 114V115H7ZM23 114V115H24ZM27 114V115H28ZM53 114V113H52ZM82 114H79L82 117ZM89 113H87L88 115ZM91 114V113H90ZM98 114L94 115L95 117L98 118ZM253 114L254 118L256 121L260 122L259 123V127L254 128L252 126H249L248 124L246 125L244 122V118L248 117L249 115ZM55 115V114H54ZM57 115V114H56ZM55 115V116H56ZM10 116V114H9ZM59 116V114H58ZM64 116V114L62 115ZM86 116V115H84ZM106 116V115H104ZM108 116V115H107ZM134 116V115H133ZM132 116V119H133ZM142 116V115H141ZM57 117V116H56ZM71 117V116H70ZM77 117V116H76ZM80 117V118H81ZM87 117V116H86ZM101 118H104L103 116H100ZM124 118L126 117V115L123 116ZM128 117V116H127ZM139 117V116H138ZM137 117V118H138ZM45 118V117H44ZM63 118V117H60ZM75 118V116H74ZM78 118V117H77ZM75 119L76 121L79 119ZM117 118V117H116ZM130 117H128L129 119ZM135 118V117H134ZM151 117H148V119L150 120ZM9 119V118H8ZM36 119V118H35ZM89 119V118H88ZM96 119V118H93ZM2 120V119H1ZM0 120V122H1ZM53 120V119H52ZM63 120V119H62ZM68 120V118L64 119ZM73 120V119H72ZM80 120V119H79ZM84 120V118H83ZM131 120V119H130ZM129 120V121H130ZM36 121V120H35ZM34 121V122H35ZM43 121H47V120H43ZM82 121V120H81ZM111 121V120H110ZM3 122V120H2ZM1 122L2 125H5ZM6 122V121H5ZM12 122V121H11ZM33 122V121H32ZM58 122V121H57ZM128 122V121H127ZM236 122V126L233 125ZM243 122V123H241ZM49 123V122H48ZM95 123V122H94ZM110 123V122H109ZM126 123V122H125ZM233 123V124H232ZM46 124V123H45ZM69 124V123H68ZM111 127L110 129L116 130L120 125H118V127H113L112 122L110 123ZM127 124V123H126ZM139 124V123H138ZM148 124V123H147ZM53 125V124H52ZM59 126L60 123L58 124ZM115 125V124H114ZM117 125V124H116ZM44 126V125H43ZM54 126V125H53ZM67 126V125H66ZM65 126V127H66ZM70 126V124H69ZM125 126V125H124ZM129 126H131L129 124ZM128 126V127H129ZM142 126V125H141ZM147 126V125H146ZM7 127V126H6ZM5 127V128H6ZM107 127V126H106ZM106 127H104L106 129ZM127 127V125H126ZM143 127V126H142ZM10 128V127H9ZM55 128V127H54ZM61 128V127H58ZM63 128V127H62ZM116 128V129H115ZM144 128V127H143ZM68 129V126H67ZM66 129V130H67ZM121 129V126L119 127V131ZM20 130V129H18ZM48 130V129H47ZM57 130V129H56ZM61 130V129H59ZM63 130V129H62ZM61 130V131H62ZM69 130V129H68ZM107 130H109L107 128ZM114 130H112L114 132ZM118 130V129H117ZM116 130V131H117ZM123 130V129H122ZM122 130L120 131V133L122 132ZM127 130V129H126ZM143 130H146L143 129ZM3 131V130H2ZM10 131V130H9ZM53 131V130H52ZM60 131V132H61ZM110 131V130H109ZM119 131L118 134H119ZM128 131V130H127ZM258 131V132H257ZM262 132L261 134L263 135V139H261V135H259V132ZM4 132V131H3ZM54 132V131H53ZM23 133V132H22ZM57 133V132H55ZM68 133V131L66 132ZM71 133V131H70ZM83 134V132H81ZM112 133V132H111ZM143 133V131H142ZM6 134V133H4ZM28 134V133H27ZM52 134V133H51ZM59 134V132L57 133ZM61 134V133H60ZM64 135V133H62ZM61 134V135H62ZM69 134V133H68ZM72 134V133H71ZM70 134V135H71ZM113 134V133H112ZM34 135V133H33ZM69 135V136H70ZM73 135V134H72ZM143 135V134H142ZM105 136V134H104ZM44 137V136H43ZM72 137V136H71ZM106 137V136H105ZM104 137V138H105ZM15 138V137H14ZM24 137H22L23 139ZM42 138V137H41ZM103 138V139H104ZM131 138V137H130ZM140 138V136H139ZM149 138H155L154 134H150ZM19 139V138H18ZM32 139V138H31ZM40 139V138H39ZM39 139H32L33 141H36L37 143L39 142ZM69 137L66 138V140H68ZM73 139V138H72ZM77 140V137L75 138ZM88 139V138H85ZM83 138V140H85ZM65 140V141H66ZM79 140V139H78ZM77 140V141H78ZM89 140V139H88ZM91 140V138H90ZM89 140V141H90ZM94 140V139H92ZM154 140V139H153ZM200 140V142H201ZM14 141V140H13ZM17 141V139H16ZM60 141V139H59ZM64 141V140H63ZM63 141L57 142V145L59 143H62ZM74 140L70 141V143H73ZM86 141V140H85ZM32 142V141H31ZM34 142V143H36ZM41 142V141H40ZM78 142H81V140H79ZM138 143V141H136ZM135 142V143H136ZM15 143V142H14ZM68 142L65 143V149H70V152L73 153L74 156H80L82 153V147H80V144H72L69 146H66ZM69 143V144H70ZM94 143V142H91ZM100 143V142H99ZM64 145V142L62 143ZM90 144V143H89ZM118 144V143H117ZM198 144V143H197ZM24 145H27L26 143ZM23 145V146H24ZM35 145V144H34ZM33 142H32V147L34 146ZM39 145V144H37ZM37 145H35V150L38 151V147ZM41 145V144H40ZM97 145V144H96ZM136 145V144H135ZM160 145V144H159ZM56 146V145H55ZM95 146V145H93ZM138 146V145H136ZM135 146V147H136ZM194 146V145H193ZM192 146V147H193ZM26 147V146H25ZM46 147V146H45ZM44 147V148H45ZM49 147V146H48ZM57 147V146H56ZM60 148H62V146H59ZM89 147V146H88ZM92 147V146H91ZM191 147V146H190ZM200 147V146H199ZM27 148V147H26ZM34 148V147H33ZM59 148V149H60ZM189 148V146H188ZM43 149V148H42ZM41 149V151L43 152V150ZM92 149V148H91ZM136 149V148H135ZM175 149V148H174ZM200 149V148H199ZM28 150H30L28 148ZM56 150H58L56 148ZM64 150V149H63ZM62 150V151H63ZM180 150V149H179ZM37 151H35L37 153ZM95 151V150H93ZM145 151H147V149H145ZM168 151V150H167ZM34 152V151H33ZM54 152V151H52ZM51 152V153H52ZM102 152V151H101ZM29 153V151H28ZM41 153V152H40ZM133 153V152H132ZM170 153V152H169ZM60 154V152H59ZM126 154V153H125ZM181 154V153H180ZM57 155V154H55ZM85 155V154H83ZM146 155V154H145ZM196 155V154H195ZM93 156V155H92ZM143 156V154L139 157L141 158ZM39 157V156H38ZM37 157V158H38ZM86 157V155L84 156ZM88 157V156H87ZM90 157V156H89ZM34 158H35V154H34ZM32 158V159H34ZM36 158V160H37ZM43 158V156H42ZM83 158V157H82ZM87 159V158H86ZM118 159V158H117ZM131 159V157H130ZM35 160V161H36ZM40 161H42V159H39ZM84 160V159H82ZM90 160V159H88ZM101 160V159H100ZM116 160V159H115ZM114 160V161H115ZM137 160V159H136ZM182 160V159H180ZM38 161V160H37ZM46 161V160H45ZM49 162V160H48ZM85 162V161H84ZM90 162V161H89ZM177 162V161H176ZM175 162V164H176ZM37 163V162H36ZM42 163V162H41ZM40 163V164H41ZM87 163V161H86ZM170 163V161L168 162ZM33 164H35L33 162ZM40 164L38 166H40ZM47 164V163H46ZM36 165V164H35ZM79 165V164H78ZM134 165H139L140 168L143 166V163L141 161H137ZM42 166V164H41ZM45 166V165H44ZM129 166V165H128ZM172 166V165H171ZM127 167V166H126ZM134 167V166H133ZM170 167V166H169ZM174 167V166H172ZM171 167V168H172ZM185 167V166H184ZM48 168V167H46ZM66 168V167H65ZM108 168V167H107ZM128 168V167H127ZM138 168V167H137ZM171 168H168V171H172ZM216 166L212 167V168H206L205 169V174H212L214 171H218L216 170ZM49 169V168H48ZM134 169V168H133ZM71 170V169H70ZM104 170V169H103ZM127 170V169H125ZM132 170V169H131ZM37 171V170H36ZM50 171V170H49ZM52 171V170H51ZM106 171V170H105ZM124 171V170H123ZM122 171V172H123ZM134 171H136L134 169ZM144 171V170H142ZM146 171V170H145ZM83 172V171H81ZM107 172V171H106ZM115 172V171H114ZM118 172V171H117ZM150 172V171H149ZM197 172V171H196ZM53 173V171H52ZM104 173V172H103ZM102 173V174H103ZM119 173V172H118ZM167 173V170H166ZM174 175L175 172H172ZM190 173V172H189ZM199 173V172H197ZM219 173V172H218ZM221 173V172H220ZM54 174V173H53ZM107 174V173H106ZM105 174V175H106ZM116 174V173H115ZM163 174V173H162ZM165 174V173H164ZM163 174V175H164ZM215 174V172H214ZM65 175V174H64ZM114 175V173H113ZM118 175V174H116ZM122 175V174H121ZM196 178H197V174L195 173ZM87 176V175H86ZM107 176V175H106ZM112 176V175H111ZM131 176V175H130ZM162 176V175H161ZM220 176V175H219ZM122 177V176H121ZM221 177V176H220ZM219 177V178H220ZM226 177V178H225ZM67 178V177H66ZM167 181H171V177H166ZM170 178V179H169ZM203 178V177H202ZM206 177H204L203 179H205ZM228 178V180H229ZM89 179V178H88ZM159 179V177H158ZM185 179V178H184ZM194 179V178H193ZM123 180V179H122ZM187 180V179H186ZM199 180V177H198ZM197 180V181H198ZM61 181V180H60ZM174 180H172L170 183H172ZM227 181V180H226ZM62 182V181H61ZM79 183V181H77ZM185 182V181H184ZM188 182V181H187ZM201 182V181H200ZM200 182H196V183H200ZM225 182V181H224ZM121 183V182H120ZM122 184V183H121ZM119 184V185H121ZM186 184V183H185ZM235 184V183H234ZM76 185V184H75ZM128 186L130 184H127ZM137 185V183H136ZM134 186V185H133ZM164 186V185H163ZM218 187V185H216ZM214 185V189H218L215 188L216 187ZM120 187V186H119ZM125 187V186H124ZM130 187V186H129ZM127 187V188H129ZM158 187V186H157ZM190 187V186H189ZM212 187V185H211ZM210 187V188H211ZM121 189L123 188L120 187ZM131 188V187H130ZM136 188V187H135ZM134 188V190H135ZM188 188V187H187ZM117 190V188H115ZM132 189V188H131ZM148 189V188H147ZM211 189V190H214ZM0 190L2 192H4V194L9 197L11 203H14L16 205V207L18 209H20L22 211V213H24V216H27V218H29L32 222H34L36 225L40 226L46 234L50 235V236H55L58 240H60V242H62L65 246H67V248L77 252L80 257H83L84 260L88 263V264H93L91 259L90 261L82 255V253L79 252V250L76 247V244H74L69 238H67L58 228L57 226L55 227L52 223H50L45 216L42 214V211L40 210V208L33 202H31L28 199H25L24 197H20L19 195L16 194V192L0 177ZM123 190V189H122ZM130 190V189H128ZM127 190V191H128ZM132 189V192L134 191ZM139 189H136L135 191H137ZM160 190V189H159ZM187 190V189H186ZM189 190V188H188ZM191 190V189H190ZM189 190V191H190ZM196 189H193L192 192H195ZM202 193L204 192L203 189ZM206 190V189H205ZM210 190V191H211ZM237 190V189H236ZM234 190V192L236 191ZM118 191V190H117ZM116 191V192H117ZM124 191V190H123ZM154 191V190H153ZM139 192V191H138ZM198 192V191H197ZM193 193V195L195 196H191L192 199L193 197H197L198 198V194ZM226 192V191H224ZM123 193V192H122ZM167 193V192H165ZM163 193V194H165ZM173 193V192H171ZM170 193V194H171ZM184 193L183 192V197H184ZM188 193V192H187ZM229 193V192H228ZM133 194V193H132ZM156 194V193H155ZM159 196V193H157ZM156 194V195H157ZM169 194V195H170ZM197 194V195H196ZM206 194V193H205ZM219 194V193H218ZM227 194V193H225ZM224 194V196H225ZM125 195V194H124ZM127 195V194H126ZM140 195V194H139ZM146 195V194H145ZM144 195V196H145ZM152 195V194H151ZM167 195V197L169 196ZM204 195V193H203ZM216 195V194H215ZM228 195V194H227ZM226 195V196H227ZM138 196V195H137ZM141 196V197H144ZM165 196V195H164ZM173 196V195H172ZM186 196H190L188 194H186ZM185 196V197H186ZM205 196V195H204ZM225 196V197H226ZM126 196H124L125 198ZM161 198V196H159ZM174 197V196H173ZM176 197V196H175ZM31 198V197H30ZM187 198V197H186ZM185 198V199H186ZM204 198V197H201ZM217 198V197H216ZM145 199V198H144ZM141 200V201H144ZM148 199V197H147ZM150 199V198H149ZM176 199V198H175ZM184 199V198H183ZM182 199V200H183ZM184 199V200H185ZM126 200V199H125ZM129 200V199H128ZM151 200V199H150ZM194 200V199H193ZM203 200V199H202ZM140 201V202H141ZM160 200L157 201V203H159ZM164 201H167V199H164ZM174 201V198H173ZM132 202V201H131ZM162 201H160L161 203ZM180 202H184L181 201ZM213 202V201H212ZM151 203V202H150ZM153 203V202H152ZM159 203V204H160ZM170 203V202H168ZM173 203V202H172ZM177 203V201H176ZM179 203V202H178ZM117 204V203H116ZM136 205V203H133ZM146 206L147 203L145 202ZM186 204H188V201H186ZM190 204V201H189ZM188 204V206H189ZM210 204V203H209ZM152 205V204H151ZM162 205V204H161ZM191 205V204H190ZM113 206V205H112ZM142 206V205H141ZM144 206V205H143ZM142 206V207H143ZM144 206V207H146ZM178 207V204L175 205V207ZM164 207V206H162ZM174 207V206H173ZM194 207V205L192 206ZM191 207V208H192ZM241 207V206H240ZM88 208V207H86ZM148 209L151 210V208L146 207ZM153 208V207H152ZM157 208V207H156ZM155 208V209H156ZM167 208V207H166ZM169 208V207H168ZM167 208V209H168ZM172 208V206H171ZM197 208V207H196ZM201 208V207H200ZM198 207V209H196L197 211L200 209ZM91 209V208H90ZM89 209V210H90ZM166 209V210H167ZM170 209V208H169ZM193 209V208H192ZM207 209V208H206ZM209 209V207H208ZM92 210V209H91ZM160 210V209H159ZM173 210L170 209L169 211ZM191 210V209H189ZM188 210V211H189ZM195 210V209H194ZM193 212H196L194 211ZM93 211V210H92ZM145 211V210H144ZM152 211V210H151ZM174 211V210H173ZM206 211V210H205ZM223 210H221L220 212H222ZM262 211V212H263ZM94 212V211H93ZM155 212V211H154ZM153 212V213H154ZM158 212V210H157ZM200 210L197 212L199 213ZM203 212V211H202ZM207 212V211H206ZM95 213V212H94ZM171 213V212H170ZM187 213V212H186ZM185 213V214H186ZM192 213V211H191ZM214 213V212H213ZM160 214V213H159ZM165 214V213H164ZM168 214V213H167ZM212 214V213H211ZM216 214V213H214ZM111 217H118L119 219L117 220L114 219V221H119L121 214L119 213L117 208L113 209V212L110 213ZM129 215V214H128ZM220 213H218V217L217 220L220 218L219 217ZM227 215V214H225ZM259 215V214H258ZM262 216V214H260ZM166 216V215H165ZM180 216V215H179ZM183 216V215H182ZM260 216V220L252 218V220H247L246 221V227L244 226H239V222H233L232 224L233 227L228 230H225L223 232L224 235H226V242L221 243H217L214 244L213 242V246L215 247V249L213 251H207V250H201V251H195L193 253L190 254H186L184 255L183 259H186L187 261H191L194 260H201L196 264H264V231H263V226H264V219H262ZM1 217V215H0ZM150 217V216H149ZM256 217V216H254ZM264 217V216H263ZM100 218V217H99ZM109 218V217H108ZM177 218V217H176ZM179 218V217H178ZM215 218V217H214ZM213 218V219H214ZM223 218V217H222ZM150 222H154L155 220L152 219V217L150 218ZM160 219V218H159ZM248 219V218H247ZM101 220V219H100ZM108 219L105 220V223L107 225V221ZM149 220V219H148ZM175 220V219H174ZM173 220V221H174ZM178 220V219H177ZM227 220V219H226ZM104 221V220H103ZM123 221H127L126 219H123ZM122 221V223H123ZM228 221V220H227ZM240 221V220H239ZM245 221V220H244ZM149 222V221H148ZM159 222V221H158ZM168 222V221H167ZM170 222V221H169ZM168 222V223H169ZM230 222V221H229ZM227 222V223H229ZM241 222V221H240ZM55 223V222H54ZM121 223V222H120ZM121 223V224H122ZM157 223V222H156ZM203 223V222H202ZM214 223V222H213ZM112 224V223H111ZM171 224V223H170ZM113 225V224H112ZM115 225V224H114ZM119 225V224H118ZM144 225L148 226L149 224H145ZM151 225V224H150ZM149 225V226H150ZM168 225V224H167ZM144 226V227H145ZM152 226V225H151ZM154 226V225H153ZM205 226V225H204ZM108 227V226H107ZM118 227V226H117ZM141 227H143V224H141ZM139 227V228H141ZM163 227V226H162ZM161 227V228H162ZM115 228V227H114ZM165 228V227H164ZM189 229V228H188ZM187 229V230H188ZM195 229V228H194ZM112 230V229H111ZM109 229V231H111ZM123 230V229H122ZM134 230V229H133ZM136 230V229H135ZM147 230V229H146ZM148 230H150L148 228ZM108 231V232H109ZM220 231V230H219ZM229 234H228V232ZM168 232V231H167ZM196 232V231H195ZM198 232V231H197ZM66 233V232H65ZM107 233V231H106ZM111 233V232H109ZM113 233V231H112ZM111 233V234H112ZM116 233V232H115ZM124 233V232H123ZM128 233V232H127ZM130 233V232H129ZM138 233V232H137ZM187 234H189L188 232H186ZM193 233V232H192ZM191 233V234H192ZM110 234V235H111ZM117 234H118V230H117ZM132 234V233H131ZM195 234V233H194ZM127 235V234H125ZM136 235V232L135 234ZM193 235V234H192ZM114 236V235H113ZM117 236V235H116ZM128 236V235H127ZM189 236V235H188ZM222 237V235H220ZM140 237V235H139ZM160 237V236H159ZM168 237V236H167ZM184 237H185V233H184ZM118 238V237H116ZM179 238V237H177ZM176 238V240H177ZM181 238V237H180ZM189 238V237H188ZM195 238V237H194ZM142 239V238H141ZM144 239V238H143ZM192 238H190V241ZM197 239V238H196ZM173 240V239H172ZM179 240V239H178ZM182 240V238L180 239ZM179 240V241H180ZM185 238L182 240L184 242ZM189 240V239H188ZM188 240H186V243L189 242ZM126 243V242H125ZM185 243V242H184ZM128 245V244H126ZM185 245V244H184ZM130 246V245H129ZM128 246V247H129ZM209 248V247H208ZM212 248V247H211ZM131 249V248H130ZM162 249V247H161ZM165 249V248H164ZM132 250V249H131ZM177 251V250H176ZM77 254V255H78ZM78 255V257H79ZM175 255V254H174ZM139 256V255H138ZM182 255H180L181 258ZM176 257V256H175ZM178 257V256H177ZM183 257V256H182ZM179 258V259H180ZM14 259V258H13ZM196 260V262H197ZM146 262V261H145ZM84 263V262H83ZM95 263V262H94ZM149 263V262H146Z\"/></svg>",
	"mask_w": 264,
	"mask_h": 264
},
{
	"label": "built area",
	"instance_id": "obj_3",
	"mask_svg": "<svg viewBox=\"0 0 264 264\" xmlns=\"http://www.w3.org/2000/svg\"><path fill=\"white\" fill-rule=\"evenodd\" d=\"M3 261H4L6 264H11L12 261H13L12 255H10V254H6V255L3 257Z\"/></svg>",
	"mask_w": 264,
	"mask_h": 264
}]
</instances>
